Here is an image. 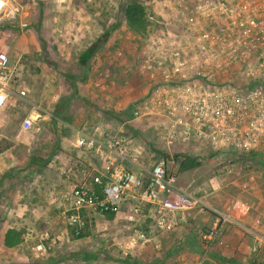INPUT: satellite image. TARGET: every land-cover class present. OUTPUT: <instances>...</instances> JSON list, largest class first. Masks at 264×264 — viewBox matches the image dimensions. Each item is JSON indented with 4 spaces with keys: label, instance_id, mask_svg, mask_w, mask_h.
Instances as JSON below:
<instances>
[{
    "label": "built area",
    "instance_id": "1",
    "mask_svg": "<svg viewBox=\"0 0 264 264\" xmlns=\"http://www.w3.org/2000/svg\"><path fill=\"white\" fill-rule=\"evenodd\" d=\"M24 2L0 0V24L28 26L22 19ZM161 10L164 29L139 53L148 85L133 101L130 118L149 119L168 156L145 167L138 163L141 148L132 150L123 131L99 126L80 131L76 147L93 153L101 166L89 169L65 194L67 225L75 235L87 228L91 212L119 214L131 225L132 233L119 246L123 253L152 240L141 228L146 221L149 230L168 233L195 207L217 214L219 224L204 238L225 245L221 229L230 216L177 184L171 150L180 153L179 146L186 145L181 153L201 162L264 157V0H163ZM14 72L0 47V109L11 96L31 104L25 89L14 91ZM33 121V115L26 116L21 127L29 130ZM261 244L264 237L257 236L252 250ZM36 248L45 250L43 244Z\"/></svg>",
    "mask_w": 264,
    "mask_h": 264
},
{
    "label": "crops",
    "instance_id": "2",
    "mask_svg": "<svg viewBox=\"0 0 264 264\" xmlns=\"http://www.w3.org/2000/svg\"><path fill=\"white\" fill-rule=\"evenodd\" d=\"M65 26V28L70 26L74 30H84L87 27L86 24L80 25L74 21L67 22ZM59 28V24H56L55 30L58 31ZM42 38L41 45L44 48V40L47 37L42 35ZM105 38L106 36L100 42L103 43ZM101 45H94L93 48L98 49ZM82 52L78 53L77 58L86 65L94 53L83 59ZM116 54L121 58V53ZM139 56L137 55L136 58L138 61L135 65L136 70L139 69ZM9 58L16 70L17 62L13 63L10 56ZM95 62L96 71L91 72L89 77L86 69L78 73L75 71L51 73L55 96L46 104L39 102L37 106L41 112L38 113L39 117L33 121L29 130L23 129L21 122L33 113L30 108L18 106L16 97L11 96L7 105L0 109V248L4 250L12 249L3 246L2 242L7 228L26 230L22 235L26 242L27 238L32 240L37 237L38 233L35 229L40 231V236L46 235L48 230L44 227L49 224L51 217L53 224L50 228L53 231L51 230L50 233L61 240L67 235L66 228L60 229L55 225L60 221L63 223L66 217L65 194L73 182L81 181L88 174L89 169H99L101 166L93 153L76 147L75 139L80 131L91 132L94 127L99 126L109 130L114 128L111 131L115 132H128L130 137L140 133V126L132 125L134 120L130 118L131 105L138 96L127 103L129 117L125 119L121 117L119 123L103 118L98 121L84 118L86 108L79 102L75 103L82 98L81 100L88 104L84 97H81L82 94L89 96L101 110L116 111L123 105L121 75L117 74V66L120 64L115 65L116 71L108 73L104 69L113 62L110 58L97 57ZM16 77H18L17 72L12 82L14 91L23 89L15 87ZM103 83L111 85L112 88L106 92L101 91L98 87ZM93 86L95 91L90 89ZM62 93L65 97L60 98L59 95ZM144 93L145 91L140 96ZM26 97L31 100L28 95ZM75 104L84 107L82 108L84 117L79 123L71 120L74 115L79 114H73ZM20 109L24 112V116L18 120L15 115ZM63 114L71 118L65 119L62 117ZM137 120L142 122L147 120L148 127H151L149 119ZM137 145L144 150L143 152L146 151L142 144ZM186 148V145L179 146L178 151L181 153ZM159 150L163 151L164 148ZM172 169L181 188L193 192L204 203L230 216L231 219L227 220L221 229L220 239L225 245H221L218 240L210 243L204 238L205 234L219 224L217 214L195 207L187 212L185 220L180 221L179 225L168 233L160 234L149 230L150 221H146L141 228L150 232L152 240L141 250L150 252L154 250L152 252L154 254L151 253L153 257L150 263L146 264H264V244H261L256 251L252 250L257 236L264 237V182H262L264 176L255 179L251 174L250 180L244 176V181H217L215 175L201 174L202 164L196 169L179 172L178 165L174 162ZM258 172L262 174L260 170ZM93 213L95 219L102 216ZM125 223L127 224L126 220Z\"/></svg>",
    "mask_w": 264,
    "mask_h": 264
},
{
    "label": "rangeland",
    "instance_id": "3",
    "mask_svg": "<svg viewBox=\"0 0 264 264\" xmlns=\"http://www.w3.org/2000/svg\"><path fill=\"white\" fill-rule=\"evenodd\" d=\"M130 1L143 3L154 21L160 20L159 15H165L164 11L161 10L163 0H26L22 7L24 12L22 19L28 23V26L20 28L18 22H16L15 30L5 34L0 30V47L7 50L13 63L17 62L15 74L17 72L19 78H15V87L25 89L32 104L20 103L17 99V105L21 108H30L33 119L36 120L39 117L37 114L41 111L40 108L34 110L33 104L39 105L40 101L46 104L55 96L51 84V73L57 71H62V73L75 71L78 73L86 69L87 77H89L91 72L95 73L96 71L95 61H97V57L106 56L113 62H110L104 71L108 73L116 71L114 69L115 65L120 64V66H117V74L121 75L123 105L119 107V111L101 110L89 96L82 94L81 97H84L83 99L88 104H85L81 100L82 98L78 99L77 102L75 101V103L79 102L80 105L86 108L84 112L86 116L84 117L82 114V108L84 107L81 108L75 104L73 114L81 113L83 116L74 115L71 120L79 123L82 117L91 121H98L103 118L115 120V123H119L121 117L123 119L129 117L126 109L127 103L137 96L139 97L143 91H146L148 85L146 74L142 73L140 69L136 70L135 66L138 62L136 61L137 55L142 51L145 44L144 37L128 29L123 19V8ZM155 3H158L159 7ZM72 21L80 23V25L81 23L86 24L87 27L84 30H74L70 26L65 28V24ZM56 24H59L60 27L58 31L55 30ZM42 35L47 37L44 40V48L41 45ZM105 36V40L101 43V39ZM76 42L78 43L76 44ZM97 44L102 45L94 52L88 64L85 65L78 60V53ZM117 52L121 53V58H118L120 56L116 54ZM92 80H94L93 77ZM98 88L106 92L112 86L103 83ZM90 89L95 91L94 86ZM63 94H60L59 97H65ZM23 116L24 112L21 109L15 115L18 120H21ZM62 117L65 119L71 118L64 114ZM134 121L132 125L137 124L141 129H138L140 131L139 137L135 141L133 137L129 136L128 140L132 150L138 146L137 144L146 147L145 152H143L144 150L141 151L138 163L149 167L155 161V158L148 152V147L155 145V147H159L156 149H161L164 147V143L157 141V137L148 127L147 120L143 122L142 120ZM102 130L109 129L102 128ZM171 153L174 155L175 150H171ZM202 162L203 171L201 174L215 175L217 181H244V176L248 180L252 175L255 179L257 177L260 179L262 176L258 172V164L250 157H215L205 159ZM93 214L91 212L88 215L90 217L89 225L84 229L85 235L81 238L72 236L66 217L63 219V223L60 221L55 224L60 229L66 228L67 230V235L62 240L55 238V235L50 233L52 230L50 227L53 224V218L51 217L49 224L44 227L45 230H48L47 235L40 236V231L35 229L38 233L35 239L30 240L27 238L25 242L22 236L21 243L10 249V251L0 248V264L150 263L154 250L151 252L142 251L144 245L137 246L128 253L121 252L119 246L127 235L132 233L131 225L126 224L122 216L113 215L109 218L107 215H102L95 219ZM116 220L118 223H116ZM19 230L23 234L26 231L23 228ZM38 244H43L45 250H38L36 248ZM159 255L161 256V254ZM85 256L88 258H85Z\"/></svg>",
    "mask_w": 264,
    "mask_h": 264
},
{
    "label": "trees",
    "instance_id": "4",
    "mask_svg": "<svg viewBox=\"0 0 264 264\" xmlns=\"http://www.w3.org/2000/svg\"><path fill=\"white\" fill-rule=\"evenodd\" d=\"M159 17L160 20L154 21L151 18L149 12L147 11L145 5L139 1H130L123 8V19L125 20L126 27L131 31H133L135 34H140L141 36H143L144 41H147L151 36L159 35L164 29V26L161 23V20L163 18H161V15H159ZM6 28L15 30L16 25L11 24L9 22L0 24V30H4ZM96 50L97 48L95 47L87 48L82 52L81 57H83V59L88 58L91 56L92 52L94 53ZM125 135L127 137L130 136L128 132H125ZM138 137L139 135L135 134L133 139L136 141V138L138 139ZM148 152H150L153 155L155 160H157L161 156H168V154L165 151H160L159 149H156L155 145L148 147ZM248 156L250 157V159H252L258 164V170H260L262 172V176H264V157L257 154H252ZM234 157H238V156H234ZM173 159L178 165L179 172L193 170L201 165V161L185 153H174ZM262 182H264V178ZM105 215H107L109 218L113 217V213H105ZM70 232L72 236L75 238H81L85 235L84 230L80 232L78 235H75L73 229L71 228H70ZM22 235L23 232L19 229L13 227L7 228L3 235V240H2L3 245L10 248L16 247L18 244L21 243ZM85 258L88 257L85 256ZM132 264H139V263L136 262Z\"/></svg>",
    "mask_w": 264,
    "mask_h": 264
}]
</instances>
